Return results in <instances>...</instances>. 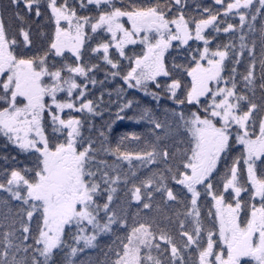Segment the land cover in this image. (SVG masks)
<instances>
[{"label": "snow or ice", "instance_id": "6c2138e0", "mask_svg": "<svg viewBox=\"0 0 264 264\" xmlns=\"http://www.w3.org/2000/svg\"><path fill=\"white\" fill-rule=\"evenodd\" d=\"M87 250L264 264V0H0V264Z\"/></svg>", "mask_w": 264, "mask_h": 264}, {"label": "trees", "instance_id": "16d2710c", "mask_svg": "<svg viewBox=\"0 0 264 264\" xmlns=\"http://www.w3.org/2000/svg\"><path fill=\"white\" fill-rule=\"evenodd\" d=\"M203 3L211 4L212 0H202ZM143 125L128 123L124 126L125 129H130L137 132L144 131ZM111 159V158H109ZM102 254L96 250H87L84 254H82L78 259L82 262V264H95L98 259H102Z\"/></svg>", "mask_w": 264, "mask_h": 264}]
</instances>
